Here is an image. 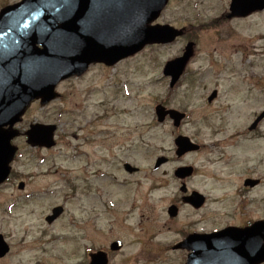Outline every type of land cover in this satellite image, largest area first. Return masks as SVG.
Instances as JSON below:
<instances>
[{
  "label": "rangeland",
  "instance_id": "rangeland-1",
  "mask_svg": "<svg viewBox=\"0 0 264 264\" xmlns=\"http://www.w3.org/2000/svg\"><path fill=\"white\" fill-rule=\"evenodd\" d=\"M17 1L0 0V10ZM230 1L172 0L156 22L191 27L187 35L170 44L147 45L114 67L92 65L87 74L62 81L59 98L29 107L24 120L56 124L57 144L43 149L23 146L14 166L29 182L27 194L19 195L9 186L0 189V232L14 245L0 264H85L91 251L109 253L117 239L123 247L109 253V264L183 256L171 246L186 222L199 221L200 212L183 204L178 219L168 215V207L182 195L174 171L180 165L195 167L186 180L190 189L210 192L215 185L201 175L203 167L211 165L205 152L178 158V134L197 142L221 139L247 145L252 175L264 177V121L258 131L249 130L264 109V12L227 19ZM188 38L196 42L195 57L170 89L163 67L182 54ZM214 89L219 96L210 103ZM158 103L186 112L179 128L169 118L157 121ZM103 110L106 120L88 123L93 112ZM219 127L225 131L215 135L213 129ZM94 129L108 131L109 151L99 140L100 132L98 140L91 136ZM161 155L169 161L155 169ZM124 161L140 172L126 174ZM57 205L64 213L49 224L46 216ZM254 212L264 214L257 208Z\"/></svg>",
  "mask_w": 264,
  "mask_h": 264
},
{
  "label": "water",
  "instance_id": "water-1",
  "mask_svg": "<svg viewBox=\"0 0 264 264\" xmlns=\"http://www.w3.org/2000/svg\"><path fill=\"white\" fill-rule=\"evenodd\" d=\"M169 0H21L7 5L0 11V183L9 175L16 147L11 144L18 133L13 127L20 121L30 102L41 99L43 104L56 98V85L63 79L83 74L93 62L113 65L131 56L150 43H168L183 34L169 24H151L159 17ZM230 16H245L264 10V0H232ZM194 42H190L181 57L169 60L164 74L171 76L173 87L183 74L194 54ZM217 95L213 91L212 101ZM159 122L169 116L174 126H180L186 113L162 104L156 106ZM264 118V111L251 129ZM8 126V128H6ZM55 125L34 124L27 131L29 142L52 147L55 144ZM176 155L198 150L200 145L186 135L175 139ZM168 161L165 155L155 163L158 169ZM130 164L126 167L129 168ZM193 166H179L175 176L185 179L193 174ZM181 191L186 192L183 182ZM204 200L202 194L193 191L183 201L196 208ZM62 206L53 209L46 217L52 223L63 212ZM179 208L173 204L168 213L178 215ZM247 230V229H246ZM253 238H246L254 256H264V221L255 222L249 228ZM258 234H262L258 238ZM194 240V237H192ZM122 247L120 240L111 244L112 250ZM186 247V239L176 248ZM10 247L0 233V257ZM89 264H108V254L97 251L90 254Z\"/></svg>",
  "mask_w": 264,
  "mask_h": 264
},
{
  "label": "flooded vegetation",
  "instance_id": "flooded-vegetation-1",
  "mask_svg": "<svg viewBox=\"0 0 264 264\" xmlns=\"http://www.w3.org/2000/svg\"><path fill=\"white\" fill-rule=\"evenodd\" d=\"M260 12V11H259ZM258 13V12H256ZM255 12L247 16L229 17V7L224 13L227 19H246L253 16ZM191 31V27L186 26V35ZM192 40V38H188ZM101 65L103 64H93ZM219 92L217 90V97ZM217 99V98H216ZM100 105H106L102 100ZM107 111L93 112L88 123L92 125L98 124L101 120H106ZM25 117V116H24ZM23 119L17 124L19 129L18 134L12 139V143L18 147V151L14 161L11 164V171L8 178L0 184V189L11 187L16 190L19 195L28 193L29 182L21 176L14 164L23 146L31 148L43 149L45 147L31 146L28 144L27 130L31 126V122ZM108 129V126H104ZM215 135L222 134L225 129L219 127L213 129ZM101 139L105 151H109L110 146L106 143L109 140L107 130H100ZM98 130L90 131L91 136L98 140ZM57 144V142H56ZM199 152H205L211 165H205L201 173L204 181L213 179L212 191H200L203 194L204 200L199 208H195L190 204L183 203L178 196L172 203L178 204L180 207L184 204L191 207L195 211L200 212L199 221L186 222V229H180V238L172 244V248L178 251H183L184 255L180 257L174 256H150L144 257L149 261L140 262L139 264H264V256H254V249H249L246 238H253L250 235L249 228L258 221H264V214L255 215L254 209L257 208L260 213L264 212V194H260L264 188V177H254L253 164H248L252 159L249 158L248 152L250 147L247 145H234L225 140L217 139L211 143L201 142ZM123 147V146H122ZM118 145V149H122ZM103 153L102 156L108 154ZM130 161L123 162V170L126 174L134 176L140 172V167L132 164L130 169L124 168V164ZM136 169V170H133ZM258 189L257 198L254 197V190ZM188 194L193 190L188 187ZM15 194V193H13ZM13 205V203H12ZM111 206H113L110 203ZM179 216L173 218L178 219ZM247 229V230H246ZM4 235V234H3ZM5 236V235H4ZM258 238L262 234L257 235ZM194 237V240H192ZM6 238V237H5ZM186 239V248H176L177 244ZM264 246V240L260 244ZM14 245L10 243L11 253ZM114 253L113 251L109 252ZM7 254V255H8ZM6 255V256H7ZM4 256V257H6ZM3 257V258H4ZM169 259H180L177 262H172ZM110 261V259H109ZM109 264V263H108Z\"/></svg>",
  "mask_w": 264,
  "mask_h": 264
}]
</instances>
